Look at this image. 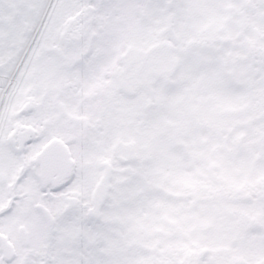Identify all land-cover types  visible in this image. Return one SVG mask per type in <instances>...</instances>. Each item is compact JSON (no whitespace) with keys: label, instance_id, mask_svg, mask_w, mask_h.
<instances>
[{"label":"snow or ice","instance_id":"6c2138e0","mask_svg":"<svg viewBox=\"0 0 264 264\" xmlns=\"http://www.w3.org/2000/svg\"><path fill=\"white\" fill-rule=\"evenodd\" d=\"M148 0H0V264H264L166 254Z\"/></svg>","mask_w":264,"mask_h":264},{"label":"trees","instance_id":"16d2710c","mask_svg":"<svg viewBox=\"0 0 264 264\" xmlns=\"http://www.w3.org/2000/svg\"><path fill=\"white\" fill-rule=\"evenodd\" d=\"M178 1L180 2L181 0H173L171 5L174 13L170 15V22L174 30L171 35L170 46H164L163 44L160 46L162 47L161 50L169 57L171 64L170 75L164 72L159 77L157 76V79L167 83L175 91L176 84L174 79L178 81L182 72L189 70L190 67H194L196 73L200 72L201 69L212 72L215 68H218L219 61H221L220 65L225 74H227V68L230 67L233 71L231 74L233 79L226 75H221L217 86L222 98L229 100L228 96L232 97L233 95L235 101L233 105H228L229 108H225V110L221 109L226 104L225 101H219L218 105L220 106L221 103L219 107L221 110H219L217 116L219 120L223 116L231 118L233 124L236 123V127L244 128L250 132V135H248L249 141L243 143V137L234 136V129H230L229 135L224 139V143L222 145L219 144L218 151L219 153L225 152L229 161L232 159L237 160L236 156L241 151H244L248 159L256 156L258 160L264 162V0H240L241 6L238 9L229 10L230 16L227 24L221 27V32L219 33L227 35L226 39L223 40L225 46L222 50L214 48L215 39L204 37L205 31L200 33L193 24H187L190 34L186 38L185 36H179L177 33L175 34L177 27L182 28V25H178L179 17L177 14L181 12V9L179 12L177 5ZM143 9L145 7H140L141 12L144 11ZM239 20H241L240 23H238ZM238 49H241L242 52H237ZM223 54H226L228 58H224ZM198 87L200 88L199 91L203 92V84H199ZM180 91L172 92V96L179 99ZM238 91H243L244 96H236ZM229 102L231 103V101ZM223 126L221 124L222 131H219L218 139L222 138ZM195 130L201 134L205 130L212 132L213 129L209 124L202 125V123H199L196 125ZM170 138L172 143L173 137ZM176 142L179 143L178 141ZM229 143L234 145V149L229 148ZM173 150L184 151L185 155L188 154V160H190L191 164L189 168L195 171L198 179H195L196 184L194 186H185L180 196L162 194L165 197V203L171 200L178 205L177 208L168 206L172 213L181 218V212L186 208L182 201H186L192 207H196L203 201V196H206V199H210L212 210L217 213V216H222L220 220L228 218V221L225 222L226 225L218 229L215 228V232L222 238L221 241L224 244L229 245L230 249L231 246L233 247L232 244L241 242L239 239L242 235L261 230L262 226L258 218L248 215L242 218L232 210L236 209L241 203L252 204L255 200L264 202V179H257L253 187L244 184L243 187L238 188L232 183L227 188L221 185V188L218 189L216 187L217 182L215 184L207 182V177H205L204 173L215 174V168L219 170V164H214L210 160L206 161L204 158L200 159L196 153H187L185 147L180 144H175ZM233 152L236 153L235 156H232ZM255 152L257 153L255 154ZM196 165L201 168L199 172ZM214 178L218 181V178L215 176ZM214 202H220L219 205L223 207L224 210L220 214H218L219 212ZM165 203L159 204L154 208L155 213L162 219L165 218L163 210L166 207ZM156 221L159 220L156 219ZM229 240L230 244H228ZM229 252L225 250H214L213 252L204 250L201 253L198 250L194 253H199V256L215 257L228 255ZM191 254L193 253H188V255Z\"/></svg>","mask_w":264,"mask_h":264},{"label":"rangeland","instance_id":"374dc122","mask_svg":"<svg viewBox=\"0 0 264 264\" xmlns=\"http://www.w3.org/2000/svg\"><path fill=\"white\" fill-rule=\"evenodd\" d=\"M171 2V0H165V4L169 5L171 4ZM178 3L179 4L177 5H179L181 8V12L177 14L178 17H182V19L184 18V22H186L188 18H192L191 23L196 24V27L200 31V33L201 31H205L203 34L204 37L214 38L216 48L220 50L224 49L225 45L223 44V40L226 39L227 35L219 34L221 32V27L227 24L228 9H237L241 6V3L238 0H184ZM160 6L161 7H159V13H157L156 11L155 14L153 10H150L148 12L147 17L151 21V23L142 24L141 18L136 17L134 15L135 12L132 14L129 25L134 35L138 37H147L148 40L150 38V34L152 33L153 37L157 36V33L164 27V24H159V22L162 21L161 17H163L161 16L160 11L168 8L167 5ZM172 13L173 11L171 9L169 14ZM169 14H166V16ZM240 21L241 20H239L238 23H240ZM180 24L184 23L182 22ZM186 30L187 29H185V32ZM180 31L181 28L177 32L183 35L184 33ZM187 33L188 30L186 34ZM239 50H237V52ZM223 55L224 58H228L226 54ZM150 60L151 63L145 65L144 67L147 68L148 66L156 65L154 70L155 74H159L169 69L167 59H165V57L162 56L161 53H159L158 60L155 59V56L153 58H150ZM220 63L221 61H219V66H217L219 68L218 72H220V75H226L230 79H233L231 75L233 73L232 69H227V74H225L221 68ZM198 78L199 76H197L195 79ZM187 79H189V82L185 83ZM192 79L193 78L191 77L190 71L183 72L182 76L178 78V80L181 81V84H179L178 87H182V89L180 91L179 99H177L174 96H169L164 93L163 88L156 83V80L154 78L155 82L153 81L154 84L152 89L156 92L157 100L162 104H165V108H163L164 110L162 113V117L160 116V120L156 124L157 127H155V130L152 129V136L156 135L159 132L166 131L168 136L173 137L174 142L178 140L180 143H183L189 153H200L201 149H199L200 145L197 134L191 132L189 133L188 138L183 136V134L188 131L189 127H191L190 123H193L195 120L191 119L190 117H195L196 115L197 118H199L202 122H211L212 124L209 122L208 123L212 126L213 129H215V131H222L221 124L224 125L222 128L224 130L222 132V138L219 139L220 145H222L224 139H226L225 136L229 135V130L234 128V136L243 137L242 142L247 143L249 141L248 135H250V132L246 131L242 127L236 128L234 126L236 125V123L233 124L231 118L228 119L226 116H223V118L219 120V118L213 117V107H204L208 104H204L202 108L199 107L200 109L197 108L196 100L200 99L202 96L201 92L199 91L200 89L194 88V90L192 91H195L194 93H191L189 91L186 97H183L184 93L187 92L186 86L187 84L191 83ZM202 83L204 84V90L206 92V102L211 99V96L217 97V92L219 90L215 86V80L204 76ZM199 84L200 83H198V85ZM238 95L240 96L241 94ZM222 100L226 103V106L224 107L229 108V102H227L228 100ZM229 100H232V98L229 97ZM153 104H156V102H154ZM224 107L222 106L221 109L225 110ZM211 136L212 135L208 134V132H205L203 137L205 138V141H208V149H210V152L211 148L217 143L216 141L211 140ZM156 145L161 157V167L159 169V188L161 189V194L167 193L173 196H180L182 195L185 186H194L196 184L195 179H197V176H192L189 171L185 169L183 171V165L187 166L188 161L185 159L183 160L181 152L173 151L172 146L167 141H162L161 145L156 139ZM166 145H168V149L165 148ZM228 146L229 148L234 149L233 144H228ZM210 152L207 151L206 155H208ZM256 153L257 152H255V154ZM235 155L236 153L233 152L232 156ZM246 156V153L244 151H241L240 154L236 156L237 160L232 159L229 161L226 158L227 154L225 152H220L218 162L220 173L218 175L216 174L215 176L216 178H218V181L216 183V187L218 189L221 188V185H224L227 188L232 183L235 184L238 188L243 187L244 184L253 187L257 179H264V162L258 160L256 156L251 159H248ZM204 175L205 177H207V182H212L215 184V178L212 175H208L207 172H205ZM221 180L223 184L221 183ZM162 203H165L163 195H161V199L158 201V205ZM214 204L217 211L219 212L218 214H220L224 210L223 207L219 205L220 202H214ZM165 206V216L168 219L172 220V222L174 223L173 227L170 228V226L166 222H163L162 218L159 215H156L155 211L153 210V227L149 230L150 235L153 238L158 239L161 244L165 246V251L169 249L175 253H178V251L183 250V245H185L186 250H190L193 252L195 250L194 245L198 244L199 242L201 244L200 248L203 251L209 250L210 252H213L214 250H225L230 251L228 253V255H230L241 252L245 245L254 243L256 240L257 235L253 236L250 239L247 237L243 245H237L232 249H230L229 245L224 244L223 241H221L222 238L217 235L214 230L215 228L218 229L220 227H224L226 225L225 222L228 221V218H226L225 220H220L222 216L216 215L217 213H215L211 208L210 199H206V196H203V201H201L197 211L188 212L187 216L184 217L186 224L182 223L176 216H174L168 208V206L177 208L178 205L176 203H174L173 201L167 202L165 203ZM232 211L242 218L247 217V215L253 218H258L260 224L264 227V202L255 200L252 202V204L241 203L236 209H233ZM156 219H158L159 221H156ZM198 228L200 230L197 231ZM177 230H181L184 236L177 235ZM185 236H187V238H185ZM175 253L174 256H182Z\"/></svg>","mask_w":264,"mask_h":264}]
</instances>
